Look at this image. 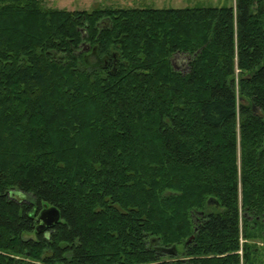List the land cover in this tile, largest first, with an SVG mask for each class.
Masks as SVG:
<instances>
[{
  "label": "trees",
  "instance_id": "obj_1",
  "mask_svg": "<svg viewBox=\"0 0 264 264\" xmlns=\"http://www.w3.org/2000/svg\"><path fill=\"white\" fill-rule=\"evenodd\" d=\"M46 1L0 0V264H251L264 0Z\"/></svg>",
  "mask_w": 264,
  "mask_h": 264
},
{
  "label": "rangeland",
  "instance_id": "obj_2",
  "mask_svg": "<svg viewBox=\"0 0 264 264\" xmlns=\"http://www.w3.org/2000/svg\"><path fill=\"white\" fill-rule=\"evenodd\" d=\"M235 0H48L45 7L65 10H92L94 8H131V7H153V8H182L196 6H234ZM186 56L177 55L173 57L174 66L177 69L184 68ZM259 227L256 230H249L250 236L246 243L252 247L253 253L250 256L251 264H264V229ZM243 241V240H242ZM181 251V245L176 246ZM180 255V254H179ZM177 258V257H176ZM187 264V262H182Z\"/></svg>",
  "mask_w": 264,
  "mask_h": 264
},
{
  "label": "water",
  "instance_id": "obj_3",
  "mask_svg": "<svg viewBox=\"0 0 264 264\" xmlns=\"http://www.w3.org/2000/svg\"><path fill=\"white\" fill-rule=\"evenodd\" d=\"M58 212L55 209H47L43 211L41 217L46 220V223L51 224L58 219ZM192 237V236H191Z\"/></svg>",
  "mask_w": 264,
  "mask_h": 264
},
{
  "label": "flooded vegetation",
  "instance_id": "obj_4",
  "mask_svg": "<svg viewBox=\"0 0 264 264\" xmlns=\"http://www.w3.org/2000/svg\"><path fill=\"white\" fill-rule=\"evenodd\" d=\"M257 220H261L264 223V213L256 217Z\"/></svg>",
  "mask_w": 264,
  "mask_h": 264
}]
</instances>
